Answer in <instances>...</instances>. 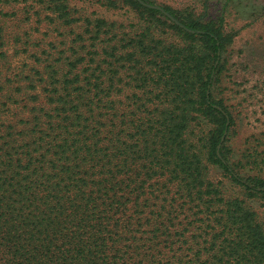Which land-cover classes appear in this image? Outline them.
<instances>
[{"label": "trees", "instance_id": "obj_1", "mask_svg": "<svg viewBox=\"0 0 264 264\" xmlns=\"http://www.w3.org/2000/svg\"><path fill=\"white\" fill-rule=\"evenodd\" d=\"M97 1L111 9L124 4L147 27L127 40L114 36L101 54L103 29L112 33L114 25L76 16L65 0H32L46 20L85 24V33H95L93 52L87 59L73 50L60 61L65 72L52 66L40 78L44 93L29 97L22 129L0 124V264H131L142 249L131 210L144 216L142 203L157 200L154 179L166 181L167 193L158 199L165 213L152 214L151 239L170 247L178 237L173 264H264V222L204 180L201 150L248 197H264V158L237 164L224 145L234 120L215 90L230 34L222 22L156 8L154 0ZM153 28H168L181 44L155 37ZM194 123L208 128L199 151L187 139ZM180 217L190 222L175 233ZM191 231L195 242L186 236Z\"/></svg>", "mask_w": 264, "mask_h": 264}, {"label": "rangeland", "instance_id": "obj_2", "mask_svg": "<svg viewBox=\"0 0 264 264\" xmlns=\"http://www.w3.org/2000/svg\"><path fill=\"white\" fill-rule=\"evenodd\" d=\"M65 1L76 16L89 18L93 23L100 19L108 25L115 26L112 33L108 27L103 29L101 41L105 46L101 44L98 46L100 49L98 52L101 54L102 47H106V43L111 42L114 36L117 35L120 41L127 40L147 27L137 11L124 4L111 9L101 5L97 0ZM13 2L17 5L12 6ZM13 2L0 3V8L4 7L2 12L6 14L0 16V124L13 125L16 131H19L24 126L20 119L27 120L28 109L32 108L33 101L29 97L32 94L44 93L45 84L39 82L40 78L46 79L52 66L60 70V74L65 72L60 69L63 66L60 61L72 58L73 50L79 56L90 59L89 52H93L91 45L95 33H85V24L82 22L65 26L46 20L47 12L43 10L44 13H41L37 6L36 8L28 7V4L24 6L21 0ZM154 2L157 4L156 7L170 8L183 15L190 14L204 22L214 20L223 23L224 30L230 34L231 40L222 53L226 65L224 76L216 85L215 96L225 101L234 120L230 134L226 136L227 139L225 137L223 139H226L224 145L229 148L230 155L237 164L241 159L245 160V157L253 154L264 158V0H154ZM163 20L165 21V18ZM152 33L167 43L181 44L180 38L168 28H153ZM77 34L84 35L86 41L76 44L74 39ZM201 131L208 132L206 125L194 123L187 136L189 144L197 151L201 150L199 143ZM201 154L204 180L220 188L226 200L245 201L264 222V197H248L240 186L224 177L217 166L206 161L203 150ZM239 166L238 170H241L239 172L257 175L256 169L244 171ZM262 176L264 178V175ZM154 182H159L160 191L156 200L158 202L152 200L142 203L143 208L139 211H144V216L134 214L135 209L131 210L136 230L132 237L142 248L133 255L131 264H139L141 261L144 264H159L160 260L162 264H173L175 261L170 250L178 248V237H174L172 241L174 245L170 247L162 238L154 241L151 239L153 236L151 231L155 227V225L152 227L151 223L157 220L152 214L157 216L159 213H165L158 199L164 198L162 194L167 193L166 181L154 179L152 183ZM176 204L180 205V202ZM191 214L193 212L190 213L189 210L186 212V215ZM184 218L180 217L177 222L175 221L177 225L173 232H181L186 228L185 224L190 221L182 220ZM181 221H184L182 227L178 225ZM196 235L197 233L192 231L186 234L190 242L198 240ZM159 251L163 253L162 257L147 259L143 257L147 252L158 255ZM183 254L182 251L176 252L178 257Z\"/></svg>", "mask_w": 264, "mask_h": 264}, {"label": "crops", "instance_id": "obj_3", "mask_svg": "<svg viewBox=\"0 0 264 264\" xmlns=\"http://www.w3.org/2000/svg\"><path fill=\"white\" fill-rule=\"evenodd\" d=\"M13 1H17V2H20V0H0V3H11V2H13ZM22 1V5H24V6H26L27 4L29 5L28 7H31V8H33V6L36 8V6L39 8V10H40V12L42 13L43 12V8L41 7V6H39V5H37V4H35V5H32L33 4V2H32V0H21ZM12 6L14 5H17L15 2H13L12 4H11ZM31 8H29V10L31 9ZM3 9H4V7H1L0 8V16L3 14V15H6V14H4V12H2L3 11ZM44 12H47L46 10L44 11ZM43 12V13H44ZM39 14V13H38ZM47 14H48V12H47ZM47 14L45 15V19H46V16H47Z\"/></svg>", "mask_w": 264, "mask_h": 264}, {"label": "water", "instance_id": "obj_4", "mask_svg": "<svg viewBox=\"0 0 264 264\" xmlns=\"http://www.w3.org/2000/svg\"><path fill=\"white\" fill-rule=\"evenodd\" d=\"M143 3V2H142ZM144 4V3H143ZM157 8V7H156Z\"/></svg>", "mask_w": 264, "mask_h": 264}]
</instances>
